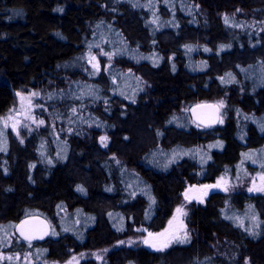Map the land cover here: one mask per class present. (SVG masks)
Masks as SVG:
<instances>
[{
	"label": "trees",
	"instance_id": "16d2710c",
	"mask_svg": "<svg viewBox=\"0 0 264 264\" xmlns=\"http://www.w3.org/2000/svg\"><path fill=\"white\" fill-rule=\"evenodd\" d=\"M102 50L115 67L102 62L94 73L82 56ZM262 66L264 0H0V115L18 87H39L72 128L67 138L45 131L20 144L0 121V264H58L135 227L158 231L187 184L241 166L264 173ZM220 100L223 123L212 127L183 110ZM186 213L187 243L79 264H264V192H212ZM34 214L57 235L21 238L16 223Z\"/></svg>",
	"mask_w": 264,
	"mask_h": 264
},
{
	"label": "rangeland",
	"instance_id": "374dc122",
	"mask_svg": "<svg viewBox=\"0 0 264 264\" xmlns=\"http://www.w3.org/2000/svg\"><path fill=\"white\" fill-rule=\"evenodd\" d=\"M89 51H85L84 52V56L83 57V62H84V66L88 67V68H92V70H94V73L98 70H100V66L103 62V64H105V71H107L108 66H114L113 64V57L112 55L108 52H104L103 50L101 52H97L95 54L93 53H88ZM92 57H95L96 59L93 60ZM93 64H98V69L97 68H93ZM81 66V71H86L85 67ZM115 67V66H114ZM124 72H129L128 69L123 70ZM93 73V72H92ZM1 75H0V79H1ZM17 92H22L25 95H27L28 93L31 92H39L40 95L39 96H33L31 97L32 100V104L28 105L27 102H24L23 105L20 101V98L16 96ZM13 100L10 102L9 108L4 111L0 117H8L11 116L12 119L8 120V130L12 133L13 138L20 144H23L26 141V135L31 134V133H38L40 139H42L41 135L46 133H49V137L50 138H57L60 137L61 135L64 136V138H67V136H69L68 134L70 133V131L72 130V128L70 126H67L66 123H64L62 121V119L56 117L53 112L51 111L52 109H50L48 107V105L45 103L46 100V96H45V91L42 90V88H36V87H29V86H20L18 87L14 93H13ZM204 102V101H202ZM211 102H215L217 103L218 101H211ZM200 103V102H196L195 104ZM194 105V104H193ZM192 106V105H191ZM188 106L187 109L186 107H184L183 110H187L188 113L190 114V107ZM9 109H13V111L9 112ZM221 111L222 108L220 109V118H222L221 116ZM191 117V115H190ZM39 120H44V124L40 125L38 124ZM15 121H19L20 123L17 124V128H18V134L17 132H14L12 130V125L15 123ZM35 121V122H34ZM191 121L193 123V125H198L192 118ZM3 123V121H2ZM4 125V123H3ZM199 127H203V126H199ZM212 127V126H210ZM101 136H107L108 140H107V146L104 147L101 144L100 141V137ZM111 138L110 136H108L107 133L101 132L97 138H96V142L98 145H100L101 147H103L104 149H106L108 146H110V141ZM23 141V142H21ZM264 153V152H263ZM111 157V155H110ZM112 161H113V165H117L120 162V159L118 156L116 155H112ZM261 174L264 173H258V172H252L249 171L248 169L241 167H238L237 172H235L234 174H230L228 171H224L222 174H220L218 177H216V179L213 182H207V183H195V184H187V186L184 188V190L181 192V199L180 202L178 204L175 205V207L173 208L172 214L171 216L166 220L165 225L162 229L158 230V231H151L148 230L147 228L143 227V226H139V227H135L132 232H130L127 236L118 239L116 241H114L112 244H110L109 246H104V247H100V248H93V249H81L79 251H74L73 249H71V253L69 254V256L59 262L58 264H66V262L70 261L72 259V257H76V261H73V264H78L82 261L85 260H96L97 262H102L104 261V258L107 256V254L110 251H113L115 249H124V248H136V247H144L150 250H154L156 251L157 249L154 247L149 246H144L143 241L146 239L147 234L149 233H161L163 232L166 228H171V229H176L177 227H179V220L183 221V225L185 226V229L188 233V236L190 238V230L187 227L186 223H185V216H182L179 218V220H175L173 221L172 225H169V221L172 220L175 212H176V208L177 207H183L185 211L188 210L189 206L192 204H198L201 202H198V197L202 196V192L203 190L201 189V185H211V184H215L217 183V181H220L222 184L221 188H216V189H209L208 190V195L207 196H203V202L207 199V197L209 196L210 193L212 192H221V193H229V192H236V191H245V192H249L248 188L253 187V181H255V185L256 186H260L261 183H264L261 181L260 177ZM221 178H223L221 180ZM196 186L194 189H192V191L189 192V195L193 197V199L188 202L185 200L184 197V193L187 189H189L191 186ZM223 187H227L228 191H224ZM252 193V192H249ZM255 193V192H253ZM259 193V192H256ZM202 202V203H203ZM48 225L50 226V230H51V222L48 221ZM181 235H183V230L180 233ZM150 240L155 239V237H149ZM121 241H123V243H121ZM129 241H133V243H129ZM178 243V242H176ZM174 244V243H172ZM170 244V245H172ZM169 245V246H170ZM166 249V248H165ZM164 250V249H163ZM83 254V255H81ZM0 255H3L4 257H6V253L3 251H0ZM19 255H17L18 257ZM28 256V253H27ZM25 256V257H27ZM99 257V258H98ZM34 260V259H33Z\"/></svg>",
	"mask_w": 264,
	"mask_h": 264
},
{
	"label": "snow or ice",
	"instance_id": "6c2138e0",
	"mask_svg": "<svg viewBox=\"0 0 264 264\" xmlns=\"http://www.w3.org/2000/svg\"><path fill=\"white\" fill-rule=\"evenodd\" d=\"M134 7L137 6V5H133ZM59 11H62V9H58ZM241 11L240 9H237V12ZM235 15V14H233ZM156 21L153 20V23H155ZM224 22L225 24H229L230 23V20H229V17L227 15L224 16ZM235 27H242L243 25H240V24H235L234 25ZM188 47V46H186ZM221 48H225V47H230V45H221L220 46ZM205 51H209V49L205 48L204 49ZM93 60H95L96 58L95 57H92ZM251 67V66H250ZM93 68H97L98 69V64H93ZM261 72L264 73V66L261 67ZM226 75L228 76H232L231 73H227ZM221 81L222 82H225V83H233L235 82V78L232 77V79L230 80H227L225 81L224 80V77H220ZM261 82L264 83V76L261 77ZM40 93L39 92H31V93H28L27 95H25L24 93L22 92H17L16 93V96L20 98V101L23 105L24 102H27L28 105H31L32 104V100H31V97L33 96H39ZM135 102V101H133ZM225 105H224V101L223 100H220L218 101L216 104L214 105H196L197 108L199 107H209V108H215L217 113H219V109L223 108ZM13 111V109H9V112ZM193 111H195V108L193 109ZM12 117L11 116H8V117H0V121H3L4 123V127L7 128L8 127V123L7 121L8 120H11ZM35 122V121H34ZM20 122L19 121H15V123L12 125V130L14 132H17L18 134V128H17V124H19ZM210 123H223V119L220 118L219 116L212 120ZM38 124L42 125L44 124V120H39L38 121ZM198 127L200 126L199 124L197 125ZM205 126H210V124L208 125H205ZM261 130H264V125H261ZM4 135V132L3 130H0V136H3ZM107 140H108V137L107 136H101L100 137V141H101V144L102 146L106 147L107 146ZM23 142V141H21ZM6 150V141H4V143L2 145H0V151H5ZM253 163H255L256 161L253 160L252 161ZM49 163H51V161H49ZM223 178H221L222 180ZM261 181L264 182V174H261V177H260ZM196 186H191L189 189H187L184 193V197H185V200L190 202L193 197L189 195V192L192 191V189H194ZM201 189L203 190L202 192V196L201 197H198V202H203V196H207L208 195V190L209 189H216V188H221L222 187V184L220 181H217V183L215 184H211V185H201L200 186ZM78 190L83 192L84 189L79 187L78 186ZM109 191H111V189H108ZM223 190L224 191H228V188L227 187H223ZM248 191L249 192H264V183H261L260 186H256L255 185V181H253V187H250L248 188ZM249 209H251V206H249ZM187 213L186 211L184 210V208L181 206V207H177L176 208V212L172 218V220L169 221V225L171 226L173 221L175 220H179L180 217L182 216H186ZM227 219H232V217H226ZM237 220V226L239 227H244V224H243V221L237 217L236 218ZM251 220L254 222V226L255 227H258L259 226V221L257 220V217L256 216H252L251 217ZM27 224V221H21L20 225H16L15 227L17 228V230L20 232V235L26 240L29 242V244H31V241L33 239H43L44 236L46 235H57V233L55 231H52V232H48V231H44L42 234L36 236V235H29V234H26L25 232V228H24V225ZM185 229V226L183 225V221L182 220H179V227H177L176 229H171V228H166L163 232L161 233H156V234H153V233H149V237H155V239L153 240H150V239H145L143 241V243L145 244H148L149 246L151 247H154L156 248L157 250H160L162 251L163 249L169 247L170 244L172 243H187L188 240H189V236H188V233ZM183 230V235H181V231ZM65 231H67V229H65ZM245 231L249 232L250 235H255V231L253 230V227H248V228H245ZM121 243H123V241H121ZM129 243H133V241H129ZM2 246V245H0ZM83 255V254H81ZM39 258V257H37ZM99 258V257H98ZM7 259L9 261L12 260V257H7ZM5 260V257L3 255H0V261H3ZM73 261H76V257H72V259L68 262H66V264H73ZM78 264V262H77ZM245 264H248L247 260L245 261Z\"/></svg>",
	"mask_w": 264,
	"mask_h": 264
},
{
	"label": "water",
	"instance_id": "95a60500",
	"mask_svg": "<svg viewBox=\"0 0 264 264\" xmlns=\"http://www.w3.org/2000/svg\"><path fill=\"white\" fill-rule=\"evenodd\" d=\"M214 104H216V103L211 102V101H204V102H200V103L192 105L190 107L191 118L200 126H203V127L215 126L218 123H210V122L212 120L216 119L218 116L220 117V109H219V113H217L215 108H209V107L197 108L196 107V105H214ZM194 108H195V111H193ZM208 124H210V126H205ZM21 221H27V224L24 225L26 234L38 236V235L42 234L44 231L50 232V226L48 225V221L44 217H42L41 215L34 214V215L26 216V217L20 219L16 223V225H20ZM15 231L21 238H23L20 235V232L17 230L16 227H15ZM47 236L48 235L44 236V238H46ZM146 239H149L148 234H147ZM33 240H41V239H33ZM143 244L145 247L148 246L145 243H143Z\"/></svg>",
	"mask_w": 264,
	"mask_h": 264
}]
</instances>
